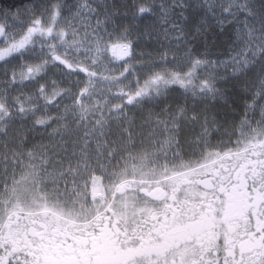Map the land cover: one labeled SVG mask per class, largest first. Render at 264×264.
<instances>
[{"label": "snow or ice", "instance_id": "obj_1", "mask_svg": "<svg viewBox=\"0 0 264 264\" xmlns=\"http://www.w3.org/2000/svg\"><path fill=\"white\" fill-rule=\"evenodd\" d=\"M0 264H264V0H0Z\"/></svg>", "mask_w": 264, "mask_h": 264}]
</instances>
